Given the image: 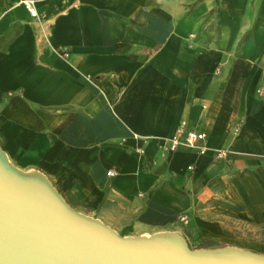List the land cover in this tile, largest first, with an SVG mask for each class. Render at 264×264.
Instances as JSON below:
<instances>
[{"label": "crops", "instance_id": "0c3cea01", "mask_svg": "<svg viewBox=\"0 0 264 264\" xmlns=\"http://www.w3.org/2000/svg\"><path fill=\"white\" fill-rule=\"evenodd\" d=\"M24 1L0 0L8 159L121 236L264 254V0Z\"/></svg>", "mask_w": 264, "mask_h": 264}, {"label": "water", "instance_id": "95a60500", "mask_svg": "<svg viewBox=\"0 0 264 264\" xmlns=\"http://www.w3.org/2000/svg\"><path fill=\"white\" fill-rule=\"evenodd\" d=\"M160 233L121 236L73 209L41 173L23 171L0 145V264H264L234 247L190 249Z\"/></svg>", "mask_w": 264, "mask_h": 264}, {"label": "built area", "instance_id": "2783aa9c", "mask_svg": "<svg viewBox=\"0 0 264 264\" xmlns=\"http://www.w3.org/2000/svg\"><path fill=\"white\" fill-rule=\"evenodd\" d=\"M24 5L29 10L32 16H36V10L33 7V2L31 0L24 1ZM182 133L183 130L181 129L177 132V134H175L171 139H169V148L171 150H175L180 146H186L189 148H196L199 153H205V146L200 144L205 138V134L203 132L188 129L183 138L181 137ZM229 153L230 151L225 149H215L213 151L212 156L215 159H222L226 158ZM113 173L114 171L112 169L107 171L108 175H112ZM179 218L182 222H187V217L185 215H181L179 216Z\"/></svg>", "mask_w": 264, "mask_h": 264}, {"label": "rangeland", "instance_id": "374dc122", "mask_svg": "<svg viewBox=\"0 0 264 264\" xmlns=\"http://www.w3.org/2000/svg\"><path fill=\"white\" fill-rule=\"evenodd\" d=\"M186 242H187V244H188V246H189L190 249L198 248V246H197L196 243H193V242H190L189 243L187 240H186ZM201 248H205V249H215V248H218V247H215L214 245L211 244L209 247L206 246V247H201Z\"/></svg>", "mask_w": 264, "mask_h": 264}, {"label": "bare ground", "instance_id": "6f19581e", "mask_svg": "<svg viewBox=\"0 0 264 264\" xmlns=\"http://www.w3.org/2000/svg\"><path fill=\"white\" fill-rule=\"evenodd\" d=\"M167 236L174 237V238H179L177 234H166Z\"/></svg>", "mask_w": 264, "mask_h": 264}, {"label": "trees", "instance_id": "16d2710c", "mask_svg": "<svg viewBox=\"0 0 264 264\" xmlns=\"http://www.w3.org/2000/svg\"><path fill=\"white\" fill-rule=\"evenodd\" d=\"M208 244H206V243H203V244H199L198 245V248H201V247H206Z\"/></svg>", "mask_w": 264, "mask_h": 264}]
</instances>
